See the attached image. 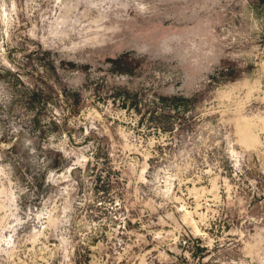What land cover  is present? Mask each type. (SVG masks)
<instances>
[{
  "label": "rangeland",
  "instance_id": "rangeland-1",
  "mask_svg": "<svg viewBox=\"0 0 264 264\" xmlns=\"http://www.w3.org/2000/svg\"><path fill=\"white\" fill-rule=\"evenodd\" d=\"M0 264H264V0H0Z\"/></svg>",
  "mask_w": 264,
  "mask_h": 264
}]
</instances>
